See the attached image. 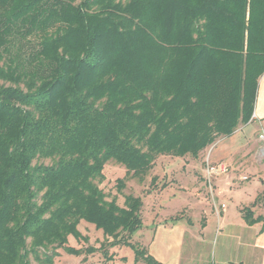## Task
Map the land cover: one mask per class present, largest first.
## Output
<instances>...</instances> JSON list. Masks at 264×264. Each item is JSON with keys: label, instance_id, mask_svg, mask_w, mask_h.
I'll return each instance as SVG.
<instances>
[{"label": "trees", "instance_id": "trees-1", "mask_svg": "<svg viewBox=\"0 0 264 264\" xmlns=\"http://www.w3.org/2000/svg\"><path fill=\"white\" fill-rule=\"evenodd\" d=\"M263 73L264 0H0V264L82 255V220L103 264L115 246L160 264L130 240L142 198L107 200L105 165L142 181L160 155L197 157L249 123Z\"/></svg>", "mask_w": 264, "mask_h": 264}, {"label": "rangeland", "instance_id": "rangeland-1", "mask_svg": "<svg viewBox=\"0 0 264 264\" xmlns=\"http://www.w3.org/2000/svg\"><path fill=\"white\" fill-rule=\"evenodd\" d=\"M260 132L241 124L231 136L218 137L197 157L190 154L160 155L142 181L127 175L123 165L115 161L108 162L104 169L105 180L100 184L107 200L114 198L120 206H124L125 196L128 194L140 196L143 200V226L132 234L131 242L146 248L158 233L159 241L164 234H168V216L174 215V218L169 219L171 222L181 221L183 218V223H186L188 217L199 222L201 208L207 216H210L211 210L216 214L217 210L224 213L228 209V215L236 216L238 220L244 219V215L249 213L255 216L256 213L264 212V206L260 202L264 191V142L259 139ZM215 164H226L228 171L221 175L210 174L208 166ZM119 178L125 180V186L121 190L117 186ZM211 221V228L205 235L206 242L200 247L206 255L211 256L204 264H215L213 217ZM78 227L88 239L76 240L70 236L68 245L82 248L84 253L78 256L60 249L61 255L57 263L103 264L104 258L99 248L106 242V238L102 231L84 220ZM254 231L255 228L253 233ZM88 247H96L98 250L90 254L85 251ZM109 251L115 254L113 261L116 264H125L119 254L129 257L131 264H134L135 252L132 248L115 246L110 247ZM32 264L39 263L32 259Z\"/></svg>", "mask_w": 264, "mask_h": 264}, {"label": "crops", "instance_id": "crops-1", "mask_svg": "<svg viewBox=\"0 0 264 264\" xmlns=\"http://www.w3.org/2000/svg\"><path fill=\"white\" fill-rule=\"evenodd\" d=\"M241 126V125H239ZM253 131L264 130V73L259 78L254 112L248 124H243ZM239 128V127H238ZM201 208L199 222L188 217L187 222L175 220L169 221L168 234L160 238L159 233L154 240L147 244L146 250L160 264H204L211 256L203 252L201 244L206 242V232L211 228L213 217L215 225L214 243H216L214 261L215 264H264V228L262 222L248 225L244 219H236V216L228 215L217 210L210 211V216L204 215ZM192 211L193 209L188 208ZM238 215V214H236ZM264 212L256 213V217ZM235 219V220H234ZM253 228L255 231L253 233ZM255 234V236H254ZM189 238V239H187ZM189 242H186L187 240ZM186 246V248H185ZM120 258L125 257V264H131V259L119 254ZM134 264H145L143 261ZM256 262V263H255ZM120 263V262H119ZM112 264H116L114 260Z\"/></svg>", "mask_w": 264, "mask_h": 264}, {"label": "built area", "instance_id": "built-area-1", "mask_svg": "<svg viewBox=\"0 0 264 264\" xmlns=\"http://www.w3.org/2000/svg\"><path fill=\"white\" fill-rule=\"evenodd\" d=\"M259 139L264 142V130L260 132ZM208 171L210 174L215 173L221 175L226 173L228 171V168L226 164H218V165L215 164V165H209Z\"/></svg>", "mask_w": 264, "mask_h": 264}]
</instances>
